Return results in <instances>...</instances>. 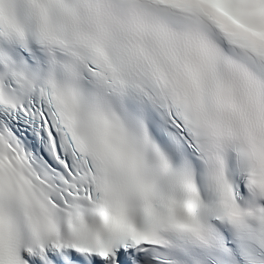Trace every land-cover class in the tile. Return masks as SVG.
I'll return each instance as SVG.
<instances>
[{
  "label": "snow or ice",
  "instance_id": "obj_1",
  "mask_svg": "<svg viewBox=\"0 0 264 264\" xmlns=\"http://www.w3.org/2000/svg\"><path fill=\"white\" fill-rule=\"evenodd\" d=\"M0 264H264V0H0Z\"/></svg>",
  "mask_w": 264,
  "mask_h": 264
}]
</instances>
